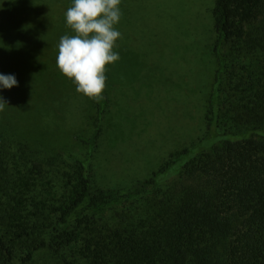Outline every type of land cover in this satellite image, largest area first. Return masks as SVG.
<instances>
[{"label": "rangeland", "instance_id": "rangeland-1", "mask_svg": "<svg viewBox=\"0 0 264 264\" xmlns=\"http://www.w3.org/2000/svg\"><path fill=\"white\" fill-rule=\"evenodd\" d=\"M71 5L72 0H0V73L15 75L19 85L0 89L9 103L0 112V154L11 153L6 155L8 163L20 156L40 162L53 170L50 179L63 185L66 180L60 177L74 164L68 154L84 160L93 150V187L132 189L207 133L218 70L215 0H121L123 15L116 28L122 39L114 49L120 59L107 66L103 95L108 106L101 120L99 104L78 93L56 65L60 38L74 34L65 17ZM263 28L264 15L250 27V38ZM243 48L244 43L225 51L229 69L224 75L227 109L221 131L243 129L259 119L244 109L242 99L244 87L252 88L259 57L254 59L256 54ZM98 129L95 145L83 142L91 141ZM52 161L58 168L49 166ZM195 186L190 179L173 177L168 187L140 202L168 195L178 199ZM121 208L110 210L109 219L118 220ZM131 212L142 214L145 208L142 204ZM66 252L71 262L87 264L75 247ZM40 259L57 264L49 254Z\"/></svg>", "mask_w": 264, "mask_h": 264}, {"label": "trees", "instance_id": "trees-1", "mask_svg": "<svg viewBox=\"0 0 264 264\" xmlns=\"http://www.w3.org/2000/svg\"><path fill=\"white\" fill-rule=\"evenodd\" d=\"M213 14L218 70L205 137L177 153L152 179L116 191L93 187V150L84 160L68 154L74 164L60 177L66 180L61 190L50 179L53 170L24 156L8 163L1 150L0 264H44L40 256L45 254L57 264H77L69 260V246L87 264H264V28L251 38L249 31L264 15V0H215ZM242 43L254 59L259 57L252 88L244 87L242 98L244 109L259 119L243 129L221 131L227 109L225 51ZM98 104L101 120L108 102ZM99 134L100 129L91 141L81 139L93 146ZM173 177L196 186L178 199L168 195L140 202L168 187ZM142 204L145 212H131ZM116 206L121 212L112 221L108 212Z\"/></svg>", "mask_w": 264, "mask_h": 264}, {"label": "clouds", "instance_id": "clouds-1", "mask_svg": "<svg viewBox=\"0 0 264 264\" xmlns=\"http://www.w3.org/2000/svg\"><path fill=\"white\" fill-rule=\"evenodd\" d=\"M120 4L121 0H72L65 12L67 26L74 34L60 38L56 65L78 93L96 103L105 98L107 66L120 59L114 51L122 39L116 28L123 15ZM17 86L15 75L0 73V89ZM6 105L9 103L0 95V112Z\"/></svg>", "mask_w": 264, "mask_h": 264}]
</instances>
